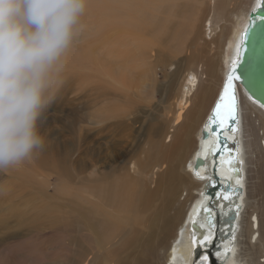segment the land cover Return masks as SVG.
Instances as JSON below:
<instances>
[{"label":"bare ground","instance_id":"bare-ground-1","mask_svg":"<svg viewBox=\"0 0 264 264\" xmlns=\"http://www.w3.org/2000/svg\"><path fill=\"white\" fill-rule=\"evenodd\" d=\"M258 3L100 0L98 11L101 22L104 21L103 31H113L117 38L115 42L106 41L108 51L113 45L117 53L132 52L136 62L141 61V65L136 63L140 69L146 64L155 65L160 58L159 52L153 56L155 62L151 61L150 51L147 52V43L153 36L164 35V42H172L169 36L175 39L179 34L182 35L175 41L183 37V42L192 39L185 46L192 48L185 64L189 75L178 81L179 88L169 98L173 102L163 110L162 121L145 131V123L136 115L130 116V106L124 103L136 81L120 72L111 82L122 92L114 95V104L109 102L110 93L105 92L106 111L98 123V148L94 146L96 134L93 129L89 132L87 175L82 182L83 196L79 195L77 200L88 206L90 219L91 213L100 219V227H131L133 247L124 248L132 259L126 262L122 258L116 264H193L194 251L199 253L205 244L210 247L219 229L221 239L215 249L220 262L264 264V109L238 88L235 127L223 134L237 145L232 158L215 157L220 145L217 136L212 133L205 139L202 134L204 130L210 131L208 124L236 56L241 33ZM88 9L94 10L91 6ZM175 18L179 24L171 25ZM138 33L152 37L142 41ZM151 44L150 49L156 43ZM185 47L176 53L182 55ZM133 54L121 55L133 59ZM203 60L206 62L200 68ZM100 66L104 68V62ZM152 91L154 97L155 85ZM143 135L147 136L146 143L140 145ZM198 157L205 163L196 170ZM223 185L229 190L227 193L220 191ZM218 198L221 205L217 208L214 202ZM232 213L235 220L225 222ZM239 246L240 255L234 257ZM81 260L77 256L73 264H84ZM206 261L205 257L199 262Z\"/></svg>","mask_w":264,"mask_h":264},{"label":"rangeland","instance_id":"rangeland-1","mask_svg":"<svg viewBox=\"0 0 264 264\" xmlns=\"http://www.w3.org/2000/svg\"><path fill=\"white\" fill-rule=\"evenodd\" d=\"M90 6L94 10L88 9ZM99 6L100 0H89L83 17L85 33L69 51L65 59L63 85L41 119L40 131L46 141L44 150L21 165L0 172V264H73L77 256H81L84 264H116L122 258L126 262L128 258L132 259L124 248L128 245L133 247L129 234L131 227L102 228L94 213L90 214L92 219L88 217L85 202L77 200L79 195L83 196L82 182L87 175L89 132L93 129L96 134L94 146L98 148V123L106 111L105 92L110 93L109 102L114 104V95L122 92L111 82L120 72L136 81L124 103L130 106L127 109L130 116L136 115L139 121L144 122L145 131L151 124L162 121L161 114L173 102L169 98L177 92L178 81L189 75L185 64L192 48L185 46L192 39L183 42L185 38L182 36L183 40L175 41L182 35L179 34L175 39L169 36L168 40L172 42H164V35L157 36V39L156 35L154 38L138 33L142 41L152 37L147 43L151 61L155 62L160 52L155 65L146 64L140 69L137 64L141 65V61L136 62L132 52L117 53L113 45L108 51L106 41L115 42L117 38L115 32L103 31L105 27L104 21L100 20ZM173 24H179L178 18L173 20ZM179 41H182L181 45ZM150 44H155V47L150 49ZM184 47L186 50L182 55L176 53ZM125 53L135 57L129 59L121 55ZM101 62H104V68L100 66ZM202 62L200 68L206 61ZM134 65L137 67L132 68ZM175 73L178 78H175ZM154 85L156 91L152 97ZM146 138V135L140 136V145L146 143ZM252 182L255 183V179ZM220 191L225 193L226 186L223 185ZM219 199L214 202L217 208L221 205ZM220 237L219 229L210 247L205 244L199 253L195 250L193 264H200L199 261L205 257L208 260L206 264H223L215 249L219 247ZM239 252L240 246L238 254L233 256L237 257Z\"/></svg>","mask_w":264,"mask_h":264},{"label":"clouds","instance_id":"clouds-1","mask_svg":"<svg viewBox=\"0 0 264 264\" xmlns=\"http://www.w3.org/2000/svg\"><path fill=\"white\" fill-rule=\"evenodd\" d=\"M89 0H0V172L44 150L41 119L84 35ZM227 192V191H226Z\"/></svg>","mask_w":264,"mask_h":264},{"label":"water","instance_id":"water-1","mask_svg":"<svg viewBox=\"0 0 264 264\" xmlns=\"http://www.w3.org/2000/svg\"><path fill=\"white\" fill-rule=\"evenodd\" d=\"M258 1L248 15V23L241 33L236 56L229 66L219 99L214 106L212 120L208 124L211 132L204 130L202 133L205 139L210 138L212 133L217 136L220 145L215 157L232 158L237 149V145L229 142L223 134L224 131L234 130L239 111V87L264 109V0ZM204 163L205 160L198 157L195 169L198 170ZM235 218V213H232L224 221L232 222Z\"/></svg>","mask_w":264,"mask_h":264},{"label":"snow or ice","instance_id":"snow-or-ice-1","mask_svg":"<svg viewBox=\"0 0 264 264\" xmlns=\"http://www.w3.org/2000/svg\"><path fill=\"white\" fill-rule=\"evenodd\" d=\"M231 79V78H230ZM229 88H231V83H229Z\"/></svg>","mask_w":264,"mask_h":264}]
</instances>
